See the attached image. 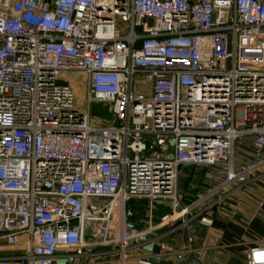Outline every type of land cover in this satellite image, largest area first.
<instances>
[{"label":"built area","instance_id":"obj_1","mask_svg":"<svg viewBox=\"0 0 264 264\" xmlns=\"http://www.w3.org/2000/svg\"><path fill=\"white\" fill-rule=\"evenodd\" d=\"M92 104L111 119L94 121ZM186 167L202 177L189 204ZM259 177L264 0H0V264H124L132 252L151 264L134 202L147 218L158 203L194 218ZM246 264H264V247Z\"/></svg>","mask_w":264,"mask_h":264},{"label":"crops","instance_id":"obj_2","mask_svg":"<svg viewBox=\"0 0 264 264\" xmlns=\"http://www.w3.org/2000/svg\"><path fill=\"white\" fill-rule=\"evenodd\" d=\"M250 151L247 141L240 149L238 164L249 161ZM179 177L189 183V193L180 191L182 203L189 204L201 184V174L186 167L180 169ZM133 206L136 227L152 228L149 236L156 246L151 264H183L189 256L201 264H246L251 249L264 247V178L230 190L219 202L212 201L205 212L200 215L196 212L194 218L173 220L169 204L158 203L148 220L143 202H134ZM166 216L169 217L163 220ZM203 216L210 218V225L201 223ZM132 253L131 260L124 264H136V254ZM109 259L105 264H121ZM88 264H94L93 260H88Z\"/></svg>","mask_w":264,"mask_h":264},{"label":"rangeland","instance_id":"obj_3","mask_svg":"<svg viewBox=\"0 0 264 264\" xmlns=\"http://www.w3.org/2000/svg\"><path fill=\"white\" fill-rule=\"evenodd\" d=\"M123 34H126L125 30H123ZM66 79H67V83L71 84L70 86L73 89V92L75 94L76 102L78 103L77 108L79 110L85 109V98L83 96L84 89H85V82L82 76L79 77L78 74H74V75L71 74V75H68ZM137 90L143 93L145 96H148L150 93L148 84L144 83L142 80L137 81ZM91 116L94 119V121H97V122L99 121L100 123L102 122L105 123L111 119L110 113L107 110L106 105L92 104ZM179 178H178V189H180V191L182 192L185 191L186 193H189V190L187 188V185L189 184L188 181H186L185 179L183 180L182 177L181 179ZM190 185H194V184H190ZM129 255H131V253L127 254L128 258H129ZM109 260L116 261L118 260V256L110 257ZM129 260L131 259L129 258Z\"/></svg>","mask_w":264,"mask_h":264},{"label":"water","instance_id":"obj_4","mask_svg":"<svg viewBox=\"0 0 264 264\" xmlns=\"http://www.w3.org/2000/svg\"><path fill=\"white\" fill-rule=\"evenodd\" d=\"M146 148L157 152L159 151L158 148L151 147L149 143H146ZM183 264H201V263L193 256H189Z\"/></svg>","mask_w":264,"mask_h":264}]
</instances>
